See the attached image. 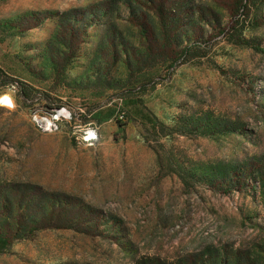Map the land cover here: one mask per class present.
<instances>
[{
	"label": "rangeland",
	"instance_id": "374dc122",
	"mask_svg": "<svg viewBox=\"0 0 264 264\" xmlns=\"http://www.w3.org/2000/svg\"><path fill=\"white\" fill-rule=\"evenodd\" d=\"M4 95L0 264H264V0H0Z\"/></svg>",
	"mask_w": 264,
	"mask_h": 264
},
{
	"label": "built area",
	"instance_id": "2783aa9c",
	"mask_svg": "<svg viewBox=\"0 0 264 264\" xmlns=\"http://www.w3.org/2000/svg\"><path fill=\"white\" fill-rule=\"evenodd\" d=\"M4 96L0 97L1 102L4 101ZM9 103H11L12 105L10 97ZM115 109L116 110L114 114L109 117V122L122 119V114L119 113V107L116 106ZM96 110L97 108L87 109L85 106H81V109H79V111H81V114H94ZM80 113H78L77 116H80ZM30 115L33 124L42 132H57L60 130L62 123H70L71 120H74L75 124L76 121V119L74 118L76 114L75 116H72L68 105L63 103L59 104L58 106H53L51 108L42 110L41 112L32 111ZM100 126L101 122H98L97 120L95 125L75 124L74 127L79 131V133L75 136V139L82 146L90 147L92 140L94 138H99Z\"/></svg>",
	"mask_w": 264,
	"mask_h": 264
},
{
	"label": "trees",
	"instance_id": "16d2710c",
	"mask_svg": "<svg viewBox=\"0 0 264 264\" xmlns=\"http://www.w3.org/2000/svg\"><path fill=\"white\" fill-rule=\"evenodd\" d=\"M52 106H47L46 108H51ZM115 107L107 108L105 110L97 109L94 114L90 115V118L96 122H104L109 120V117H111L115 112ZM5 223V222H4ZM5 225H0V251H5L8 246L13 243V237H16L13 235V233L8 230V228H3ZM3 231V232H2ZM11 232V233H10Z\"/></svg>",
	"mask_w": 264,
	"mask_h": 264
},
{
	"label": "bare ground",
	"instance_id": "6f19581e",
	"mask_svg": "<svg viewBox=\"0 0 264 264\" xmlns=\"http://www.w3.org/2000/svg\"><path fill=\"white\" fill-rule=\"evenodd\" d=\"M3 103L11 104V103H9V97L4 96ZM90 115L91 114H81V118H84L85 120H91V122H93L94 124H96V122L90 118Z\"/></svg>",
	"mask_w": 264,
	"mask_h": 264
}]
</instances>
